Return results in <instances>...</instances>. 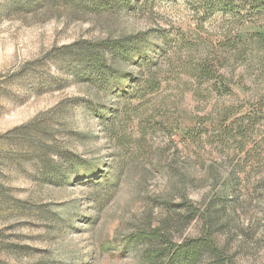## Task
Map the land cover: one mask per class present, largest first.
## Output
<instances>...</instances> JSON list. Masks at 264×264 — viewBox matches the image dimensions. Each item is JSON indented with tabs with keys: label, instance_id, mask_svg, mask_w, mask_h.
<instances>
[{
	"label": "rangeland",
	"instance_id": "rangeland-1",
	"mask_svg": "<svg viewBox=\"0 0 264 264\" xmlns=\"http://www.w3.org/2000/svg\"><path fill=\"white\" fill-rule=\"evenodd\" d=\"M244 1L232 10L215 0H138L79 20L0 22V264H147L148 246L134 236L167 222L180 239L170 206L215 197L230 264H264V9ZM145 33L149 59L119 65L111 88L49 61L39 81L5 82L55 46ZM149 60L160 67L156 92ZM61 101L50 117L76 131L82 164L59 185L15 162L24 149L5 134ZM53 133L66 142L60 125ZM203 225L197 219L184 237Z\"/></svg>",
	"mask_w": 264,
	"mask_h": 264
},
{
	"label": "trees",
	"instance_id": "trees-1",
	"mask_svg": "<svg viewBox=\"0 0 264 264\" xmlns=\"http://www.w3.org/2000/svg\"><path fill=\"white\" fill-rule=\"evenodd\" d=\"M138 0H0V22L12 19L34 18L48 21L55 17L65 16L72 20L85 19L87 16H100L115 10L130 9ZM218 8L238 9L241 0H215ZM253 3L264 9V0H245L243 3ZM147 33L104 38L98 40L79 39L68 44L53 47L43 57L25 62L5 79L28 77L39 81L37 69L44 62L61 64L62 69L74 67V79L95 83L103 89L111 88L116 75L122 73L119 65L134 62L144 64L149 59L146 49L142 47L147 39ZM146 80L150 92H156L161 81L159 73L153 66L158 62L149 60ZM160 68V67H159ZM125 77H130L124 74ZM38 82L37 89L42 88ZM41 88V89H40ZM124 90V88H123ZM73 100V99H72ZM65 101L59 102L53 108L40 113L31 121L15 127L5 134L13 137L10 141L18 143L20 152L14 161L29 162L36 167L35 179L44 183L63 184L82 164V158L72 149V141L77 133L65 120L64 124L55 120L51 114L59 112ZM58 125L66 133V142L59 140L53 133ZM13 135V136H12ZM70 143V144H69ZM218 199V200H217ZM221 197H215L208 203L197 205L192 200H182L170 206L178 213L180 239L175 238L167 222L141 232L134 236L137 242L147 244L144 260L147 264H230L226 256V248L217 243V233L223 224L219 222V214L225 207ZM224 199V198H223ZM202 220V232L197 237H184L185 230L196 220Z\"/></svg>",
	"mask_w": 264,
	"mask_h": 264
}]
</instances>
